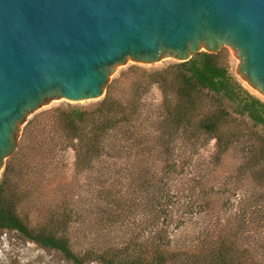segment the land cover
I'll return each mask as SVG.
<instances>
[{
	"label": "trees",
	"instance_id": "1",
	"mask_svg": "<svg viewBox=\"0 0 264 264\" xmlns=\"http://www.w3.org/2000/svg\"><path fill=\"white\" fill-rule=\"evenodd\" d=\"M227 61L225 50L202 51L152 72L131 67L142 74L126 95L115 96L112 81L94 108L52 110L50 129L38 127L36 115L2 172L0 230L16 231L73 264H264V100L243 86ZM153 85L163 93L151 124L155 135L143 108ZM52 130L62 134L55 145L76 151L77 172L99 162L103 228L127 225L137 211L147 215L123 241L101 252L77 251L70 198L39 223L19 211L30 193L21 187L23 169L36 167L30 160L39 137ZM212 140L210 158L198 157ZM192 220L201 223L195 245L174 249L172 232Z\"/></svg>",
	"mask_w": 264,
	"mask_h": 264
},
{
	"label": "water",
	"instance_id": "2",
	"mask_svg": "<svg viewBox=\"0 0 264 264\" xmlns=\"http://www.w3.org/2000/svg\"><path fill=\"white\" fill-rule=\"evenodd\" d=\"M221 50L264 97V0H0V173L52 100L103 98L129 59Z\"/></svg>",
	"mask_w": 264,
	"mask_h": 264
},
{
	"label": "rangeland",
	"instance_id": "3",
	"mask_svg": "<svg viewBox=\"0 0 264 264\" xmlns=\"http://www.w3.org/2000/svg\"><path fill=\"white\" fill-rule=\"evenodd\" d=\"M176 62L178 61L174 58H164L155 64L146 65L143 63H136L129 59L127 63L118 66L111 76L110 83L112 81L116 82L114 95L117 97L126 95L130 91L129 87L131 81L142 74L140 71L136 72L131 70V67H140L144 71L152 72L154 70L163 69ZM227 63L230 72L243 84V86L264 100V97L254 91V89L247 85L237 74L240 61L228 57ZM102 99L103 98L98 100L69 101L64 98H57L33 113L29 121L36 115H40V118H38L39 126L38 124L37 126L40 127L41 124L43 128L47 126V117L50 116L51 111L56 108H68L71 106L94 108ZM162 100L163 93L157 85H153L144 95L143 108L146 127L154 135L155 128L151 126V124L152 120L157 118L161 112ZM46 129L50 128L46 127ZM47 135L45 140H42L44 135L39 137L41 139V144L39 145L37 143L36 146H40V148L33 151V159L31 157L30 161L31 163L35 161L37 164L36 167L32 170L28 167L23 169L21 187L25 190H30V193L28 192L29 196L20 204L19 211L23 214L26 213L30 215L33 222L39 223L40 221H45L44 219L54 215L56 212L61 211L60 207H63L66 202L68 204L70 198V207L74 210L77 209L74 222L69 229L77 251L83 252L93 249L97 252H101L109 245L123 241V239L128 237L127 235L135 230L137 224L143 223L147 215L143 214V211H137L135 219L132 217L130 222H127V225L116 226L114 228H103L99 223L100 201L98 193L101 189L97 180L101 169L99 162L94 161L93 167L89 170L77 172L75 167L76 151L73 148L61 149L59 145H55V142L62 139L61 132L52 130L50 133H47ZM51 136L55 137L54 140L51 139ZM22 138L23 132L21 134L20 143ZM214 150L215 140H212L209 145L200 149L198 157L208 160ZM227 164H229V159ZM226 173L227 171L222 169V171L219 172V177L221 176V178H223L224 175H227ZM1 177L2 173H0V179ZM110 183L107 184L109 187ZM134 221H136L135 224ZM200 228L201 223L192 220L188 221V223L182 227L175 229L172 232V247L174 249H186L194 246ZM0 264L73 263L66 260L60 253L54 250L44 249L34 242L27 241L16 231L9 232L0 230ZM90 264L102 263L93 261L90 262Z\"/></svg>",
	"mask_w": 264,
	"mask_h": 264
},
{
	"label": "bare ground",
	"instance_id": "4",
	"mask_svg": "<svg viewBox=\"0 0 264 264\" xmlns=\"http://www.w3.org/2000/svg\"><path fill=\"white\" fill-rule=\"evenodd\" d=\"M246 84H247V82L246 81H244ZM248 85V84H247ZM254 91H256V90H254ZM256 92H258V91H256Z\"/></svg>",
	"mask_w": 264,
	"mask_h": 264
}]
</instances>
